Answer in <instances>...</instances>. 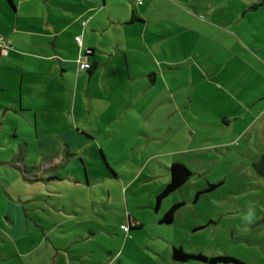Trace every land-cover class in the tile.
<instances>
[{
    "label": "crops",
    "instance_id": "1",
    "mask_svg": "<svg viewBox=\"0 0 264 264\" xmlns=\"http://www.w3.org/2000/svg\"><path fill=\"white\" fill-rule=\"evenodd\" d=\"M236 2L141 0L137 5L136 0H0V38L8 46L6 55L0 52V112L5 110L0 127L5 120H27L45 158L40 163L29 161V139L15 131L3 139L5 146L0 145L2 168H15L29 182H45L38 183L40 191L49 189V177L65 181L60 173L68 157L52 153L44 139L38 140L40 120L50 122V108H60L48 90L64 93L60 77L65 74L74 79L70 112L91 126L79 129L78 134L67 132L69 139L64 141L71 162L80 149L98 142L99 135L109 139L125 134V142L146 135V143L166 146L151 158H168L169 162L156 161L160 167L147 164L150 171L143 182L156 181L161 191L169 183L170 166L180 163L191 173L174 192L182 196L188 188L197 194L210 183L222 185L221 179L206 176L207 161L226 160L241 149L252 153V162H257L264 154V0ZM76 36L80 45L74 41ZM87 51H91L90 68L79 71L76 61ZM25 87V92L32 87L49 101L41 106L31 98L34 103L25 104ZM42 110L44 114L39 113ZM135 111H140L139 128L137 123L124 131L132 123L123 125L124 118L130 120ZM144 118L151 119L148 129ZM96 151L92 147L90 155ZM8 152L11 160L6 162L9 158L3 154ZM105 164L115 175L106 159ZM158 169L160 178L155 174ZM11 185L9 190L14 188ZM9 190H5L6 212L0 216V264H110L74 248L100 231L109 234L108 226L97 233L92 228L84 231L75 225L76 214L67 213L57 202L50 205L39 192L26 191L23 197ZM174 194L178 211L186 200ZM159 209L160 205L155 211ZM177 217L182 222V214ZM161 218L158 222L164 224ZM131 219L138 225L135 228L143 227L142 221ZM205 224L195 216L186 228L199 231ZM121 225L125 224L118 221L115 231L130 234ZM173 248H154V263L190 261H174Z\"/></svg>",
    "mask_w": 264,
    "mask_h": 264
},
{
    "label": "rangeland",
    "instance_id": "2",
    "mask_svg": "<svg viewBox=\"0 0 264 264\" xmlns=\"http://www.w3.org/2000/svg\"><path fill=\"white\" fill-rule=\"evenodd\" d=\"M239 2L240 0H237L236 4ZM61 77L64 93L59 94V91L53 93L48 90L54 98H57L60 108L59 106L50 108V122L40 120L42 127H39L38 140L44 139L52 148V153L59 152L64 158L68 157L69 162L67 164L64 162L62 165L66 169L60 173L65 181L60 178L47 181L50 182L49 185L46 184L49 189L45 191L44 188L40 191V184L44 185L45 182H29L24 180L15 168L11 166H8L11 169L2 168L3 166L0 165V185L4 188L0 186V216L6 212L8 195L5 190L10 189L8 187L10 183L14 187L9 190L12 193H18L24 197L27 192H39V197L47 200L50 205H55L57 202L67 213L73 212L77 215L75 225H78L79 229L86 231L87 228H92L93 232L97 233L108 226L109 234L106 232L103 234L100 231L94 238L81 241L77 243V246L74 245V248L81 253L92 252L91 256L94 255L96 259L104 258L110 264H155L154 248H167L168 245L181 248L185 253L192 254L191 256L200 254L206 258L224 257L234 260L215 264H264V179L254 172L252 153L248 150L242 153L239 151L241 149H238V152L228 155L226 160L217 163L207 161V165L210 166L206 176L213 181L221 179L222 185L213 189L207 187L198 194L188 188L186 196L176 194L179 192L173 193L179 200L185 198L186 205L174 214L176 221L172 225L160 224L158 220L177 199L173 198V194L169 195L160 203V209L155 211L156 199L153 198V194L159 193L161 188L156 181L150 183L143 181L144 175L148 176L150 171L146 168L147 164V167H160L156 161L169 162L168 158H151L153 152L165 151V144L156 146L152 142L146 143V135H135L127 142L125 140L128 137L125 134L122 137L116 136L109 139L99 135L98 142L80 149V153L73 157L76 160L71 162L72 158L70 153L67 155L66 141H64L69 139L67 132L78 134L82 131L79 129H90L91 126L86 123L84 117H74L71 114L70 89L74 79L69 74L61 75ZM25 89L28 88L25 87L23 93L25 104L32 105L31 103H34L32 99L41 106L45 101H49L44 95L38 96L32 87L28 93ZM13 96L16 99L19 98V95L15 93ZM15 105L18 106L17 103ZM4 113L5 110H2L0 115ZM39 113L44 114L45 110ZM139 114L140 111H135L130 116V120L124 118L123 125L125 122H132L128 128L124 127V131L130 129L132 125L134 129V126L140 122ZM13 120L12 123L5 120L2 128L0 127L2 136L0 145L5 146L3 139L8 140V135L16 131L21 137L29 139L28 160H37L40 163L45 158L40 155L37 140L33 138L34 127L25 119ZM150 120L142 119L147 129ZM98 145L103 148L104 153ZM92 147L97 149L94 156L90 155ZM10 155L11 153L8 152L3 154V157L8 159ZM105 159L117 174H115L117 178L110 173ZM10 160L11 158L6 162ZM140 172L143 176L140 175L139 180H136ZM155 174L160 178L161 170L158 169V173ZM210 185L213 184L210 183ZM196 198L198 201L194 202ZM178 213L182 214V222L177 217ZM195 216L205 220L206 224L199 231H190L186 226L192 223ZM132 217L142 221L143 227H131L130 234L115 231L118 221L128 226L129 222H133ZM114 255L115 258H113ZM88 259L91 260V257ZM154 260L156 261V258ZM182 264L202 263L190 260Z\"/></svg>",
    "mask_w": 264,
    "mask_h": 264
},
{
    "label": "trees",
    "instance_id": "3",
    "mask_svg": "<svg viewBox=\"0 0 264 264\" xmlns=\"http://www.w3.org/2000/svg\"><path fill=\"white\" fill-rule=\"evenodd\" d=\"M91 54L88 55V58ZM89 63V62H88ZM90 68V63H89ZM88 70V69H87ZM254 171L257 175L264 179V154L258 159L257 162L253 164ZM191 175L190 171L180 163H173L170 166V180L169 183L160 191L159 194L156 196L155 208H158L161 201L169 196L170 194L177 191L181 186L185 184L189 176ZM216 185H209V189H213ZM198 194V193H197ZM180 207V204H175L168 209L164 215L162 216L160 222L164 224H170L174 219V214L176 213L177 209ZM126 226V225H121ZM120 226V229H121ZM137 223L133 221L132 223L129 222L128 231L131 227H137ZM122 230V229H121ZM123 231V230H122ZM126 233V232H125ZM192 254L185 253L181 248L175 247L172 250V258L176 262H187L191 259L203 262L205 264H215L217 262H229L234 261L230 258L224 257H214V258H206L200 254L191 256Z\"/></svg>",
    "mask_w": 264,
    "mask_h": 264
},
{
    "label": "built area",
    "instance_id": "4",
    "mask_svg": "<svg viewBox=\"0 0 264 264\" xmlns=\"http://www.w3.org/2000/svg\"><path fill=\"white\" fill-rule=\"evenodd\" d=\"M136 3H137V5H140L141 0H136ZM84 24H85V22L82 23V25H84ZM80 40L81 39L79 36L74 37V41L79 45H80ZM7 51H8L7 44L4 43L3 38H0V52H1V54L6 55ZM90 52L91 51H87V53L83 57L82 56L78 57L76 62H77V67H78L79 71H85V70L89 69L88 55L91 54ZM121 229L124 232H128V227H126V226H121Z\"/></svg>",
    "mask_w": 264,
    "mask_h": 264
},
{
    "label": "water",
    "instance_id": "5",
    "mask_svg": "<svg viewBox=\"0 0 264 264\" xmlns=\"http://www.w3.org/2000/svg\"><path fill=\"white\" fill-rule=\"evenodd\" d=\"M56 179H59V178L56 177V176H53V177H49V178H47V181L56 180Z\"/></svg>",
    "mask_w": 264,
    "mask_h": 264
}]
</instances>
